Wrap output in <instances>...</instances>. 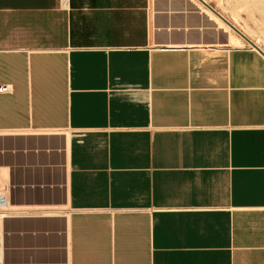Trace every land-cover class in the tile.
I'll return each instance as SVG.
<instances>
[{"label":"crops","instance_id":"crops-1","mask_svg":"<svg viewBox=\"0 0 264 264\" xmlns=\"http://www.w3.org/2000/svg\"><path fill=\"white\" fill-rule=\"evenodd\" d=\"M212 15L0 0V264H264V54Z\"/></svg>","mask_w":264,"mask_h":264},{"label":"rangeland","instance_id":"rangeland-1","mask_svg":"<svg viewBox=\"0 0 264 264\" xmlns=\"http://www.w3.org/2000/svg\"><path fill=\"white\" fill-rule=\"evenodd\" d=\"M207 1L241 32H244L251 40L257 41L258 46L264 49V0ZM212 19L214 24L210 21L213 27L215 26L219 32L217 33L214 27L210 38L213 37L215 44L233 47L229 41V44L227 43V36L230 33L229 29L213 15ZM246 47L249 46L246 45Z\"/></svg>","mask_w":264,"mask_h":264},{"label":"bare ground","instance_id":"bare-ground-1","mask_svg":"<svg viewBox=\"0 0 264 264\" xmlns=\"http://www.w3.org/2000/svg\"><path fill=\"white\" fill-rule=\"evenodd\" d=\"M210 10V9H209ZM211 11V10H210ZM212 12V11H211ZM213 13V12H212ZM214 14V13H213ZM216 19H218L219 21H221L230 31L229 33V43L230 45H232L233 47H246V45H250L251 43H249L245 38H243L240 34H238L235 30H233L224 20H222L219 16H217L216 14L214 15ZM228 31V30H227ZM244 33V32H243ZM245 34V33H244ZM246 35V34H245ZM247 36V35H246ZM248 37V36H247ZM251 37V36H250ZM249 38V37H248ZM250 39V38H249ZM251 40V39H250ZM253 42V40H251ZM255 45L258 44L257 41L253 42ZM258 46V45H257ZM259 47V46H258ZM4 190V189H3ZM6 205V200L4 198V195H2V192H0V208L5 207Z\"/></svg>","mask_w":264,"mask_h":264},{"label":"water","instance_id":"water-1","mask_svg":"<svg viewBox=\"0 0 264 264\" xmlns=\"http://www.w3.org/2000/svg\"><path fill=\"white\" fill-rule=\"evenodd\" d=\"M200 2H203L206 7H208L214 14L219 16L222 20H224L233 30H235L238 34H240L243 38H245L249 43H251L252 48H255L256 50L262 52V49L255 45L243 32H241L235 25H233L230 21H228L221 13H219L217 10H215L211 5H209L205 0H199Z\"/></svg>","mask_w":264,"mask_h":264},{"label":"built area","instance_id":"built-area-1","mask_svg":"<svg viewBox=\"0 0 264 264\" xmlns=\"http://www.w3.org/2000/svg\"><path fill=\"white\" fill-rule=\"evenodd\" d=\"M9 90V87L6 86H0V93L7 92Z\"/></svg>","mask_w":264,"mask_h":264}]
</instances>
